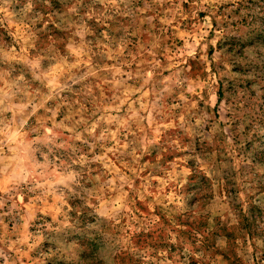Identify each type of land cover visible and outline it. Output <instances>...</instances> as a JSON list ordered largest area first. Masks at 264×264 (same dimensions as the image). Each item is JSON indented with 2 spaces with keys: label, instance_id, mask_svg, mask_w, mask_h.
Masks as SVG:
<instances>
[{
  "label": "clouds",
  "instance_id": "clouds-1",
  "mask_svg": "<svg viewBox=\"0 0 264 264\" xmlns=\"http://www.w3.org/2000/svg\"><path fill=\"white\" fill-rule=\"evenodd\" d=\"M0 264H264V0H0Z\"/></svg>",
  "mask_w": 264,
  "mask_h": 264
}]
</instances>
